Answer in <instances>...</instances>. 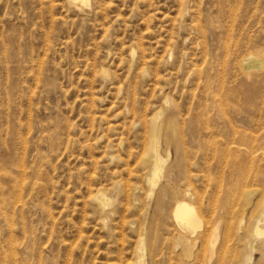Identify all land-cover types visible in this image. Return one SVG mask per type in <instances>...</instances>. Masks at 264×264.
I'll use <instances>...</instances> for the list:
<instances>
[{
	"label": "rangeland",
	"instance_id": "obj_1",
	"mask_svg": "<svg viewBox=\"0 0 264 264\" xmlns=\"http://www.w3.org/2000/svg\"><path fill=\"white\" fill-rule=\"evenodd\" d=\"M262 216L264 0H0V264H264Z\"/></svg>",
	"mask_w": 264,
	"mask_h": 264
},
{
	"label": "bare ground",
	"instance_id": "obj_2",
	"mask_svg": "<svg viewBox=\"0 0 264 264\" xmlns=\"http://www.w3.org/2000/svg\"><path fill=\"white\" fill-rule=\"evenodd\" d=\"M252 64L254 65L253 67H255V65L258 66L257 63H255V62H252ZM252 64H250V65H252ZM162 130H163V128H162ZM152 156H154V160H153V168L151 169L152 170V173H151L152 179L150 181L151 184L153 183L154 179L158 176L159 167L161 165V159L158 156V154L155 152ZM197 214L198 213H195L194 208L191 205L187 204L186 202L177 201L175 203V206H174V209H173L174 220H175V222L178 225L182 226L183 228H185V229H187L189 231L201 226L200 223L202 221H201L200 217L198 216L199 214L198 215ZM262 217H263V220H264V216H262ZM208 225L210 226L211 224L209 223ZM209 226H207V227H209ZM205 229H206V227H204V230H203L204 233L206 232ZM255 230H256V232L258 234L264 233V231L263 232L260 231L257 227H256ZM217 236H218L217 227H215L213 229L212 236H211V241H210V244H209V249H210L209 259L213 255V251L212 250H214V246H215V242L217 240ZM224 244H226V243H224ZM137 264H141V261H138Z\"/></svg>",
	"mask_w": 264,
	"mask_h": 264
}]
</instances>
